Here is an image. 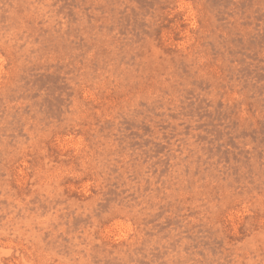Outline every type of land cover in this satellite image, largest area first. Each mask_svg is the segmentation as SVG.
I'll return each instance as SVG.
<instances>
[{
    "label": "rangeland",
    "instance_id": "obj_1",
    "mask_svg": "<svg viewBox=\"0 0 264 264\" xmlns=\"http://www.w3.org/2000/svg\"><path fill=\"white\" fill-rule=\"evenodd\" d=\"M0 264H264V0H0Z\"/></svg>",
    "mask_w": 264,
    "mask_h": 264
}]
</instances>
